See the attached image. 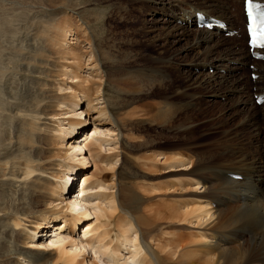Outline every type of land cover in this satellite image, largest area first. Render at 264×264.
<instances>
[{
	"label": "bare ground",
	"instance_id": "1",
	"mask_svg": "<svg viewBox=\"0 0 264 264\" xmlns=\"http://www.w3.org/2000/svg\"><path fill=\"white\" fill-rule=\"evenodd\" d=\"M92 1L96 3L0 0V264H264L261 115L249 119L258 121L256 134L251 126L238 130L227 138L224 150L213 151L209 159H189L172 148L170 153L139 157L141 176L124 173L120 161L124 164L128 158L120 157L119 149L129 137L123 127L133 112L116 118L113 108L121 102L108 97L106 85L133 102L166 83L163 76L115 68L117 60L106 45L94 41L86 20ZM238 6L236 24L234 15L221 7L216 11L224 16L209 15L225 21L229 31L238 30L246 23L244 0ZM92 10L97 21L100 13ZM196 11L202 10L182 16L185 26L169 22L168 16L166 23L175 24L168 34H190L189 20L196 26ZM77 21L82 23L79 32ZM86 30L93 39L85 38ZM195 33L193 44L181 49L184 58L195 49L204 47L209 54L224 48L222 59L242 67L255 65L250 72L254 88L264 81V62L252 60L244 31L242 37L224 36L222 42L215 40L218 31ZM237 39L244 47L241 53L225 47ZM108 65L111 69L105 72ZM263 93L264 87L255 92ZM162 101L150 112L159 123L166 125L185 110ZM249 131L253 154L239 143ZM158 163L169 179L155 187L147 184L145 175ZM92 168L95 172L88 175ZM102 172L112 174L111 181L101 179ZM75 180L83 183L73 193L77 184H70ZM159 195L168 201L150 205Z\"/></svg>",
	"mask_w": 264,
	"mask_h": 264
},
{
	"label": "rangeland",
	"instance_id": "2",
	"mask_svg": "<svg viewBox=\"0 0 264 264\" xmlns=\"http://www.w3.org/2000/svg\"><path fill=\"white\" fill-rule=\"evenodd\" d=\"M99 1L100 0H96V3L92 1V3H94L92 4L93 6L89 5L88 7V9H93L92 11L95 10L100 13V18L97 20L98 22L93 18L94 12H91V10L88 14L92 17L86 14V20L89 21L88 23L91 31L94 34V41L96 43L101 41L99 44L106 45L110 54H112L119 63H117L118 67L115 68L121 72L129 68L130 70H142L143 73L151 76H163L166 83L165 87H156L150 94L136 96L133 102L126 100L129 97L117 94V92L112 89L111 85H106L108 97L112 98L116 96L117 101L121 102V104L119 103L120 107L113 108L116 118L124 116V114L119 115L121 112H133V116H130L123 127L124 134L129 135V137L126 136V138L123 139L124 146L122 149H119L120 157L124 156L128 158L124 164L123 161H120L124 173H129L130 171L132 173L139 172L141 176L142 169L137 165L136 161L140 160L139 157H155L156 154L168 153L170 149L171 151H179L178 153L189 159H202L203 157L204 159H209L213 151H223L227 138L230 139L234 137V134H236L238 130L251 126L253 134L259 131V129H257L258 121H249L250 118H256L261 115L260 119L264 122V107H257L255 102V92L257 88L260 89L264 87V81H259L256 88H254V83L250 84V72L254 70L255 65L250 64L251 66L247 65L242 67L236 62H231L224 58L222 59V57H225L224 48L205 54L206 48L203 47V49H195L196 51L190 54V56H188L189 58H184L185 55L182 54V50L187 44H193V37L196 34L195 31L199 29L195 27L193 22L190 23L191 20H189L190 34L182 37V35L179 36L178 34L180 31L168 34V31H171L175 24L172 23L169 25L166 23V18L170 16L169 22L173 21L177 24L182 23V25L184 24L185 26V20L182 16H193L191 13H194V10H199V8L206 14L224 16L223 13L216 11L221 7L220 9L229 11L232 16L234 15L232 22L236 24L237 18L235 14L237 13L238 5L241 7L242 0ZM17 6L19 7V5ZM215 6L216 9L213 10ZM240 10L242 11V8H240ZM154 11L158 14L156 15ZM41 14L40 12L37 13L38 16ZM180 16L183 19L175 21V18ZM152 20L158 23L152 25L150 23ZM186 21H188L187 17ZM75 22L76 20L73 21V24H75ZM93 22L94 24H92ZM81 24L82 23L77 21L76 31L79 32L81 30ZM174 34L178 37L171 36ZM85 35L84 37L86 39H88L89 35L91 36L87 30ZM159 35L162 36V38L165 37L164 40L162 39L164 42L154 41V38ZM224 35L223 33L216 34L215 40L222 42ZM90 36L89 38L93 39ZM180 37H182V41H179ZM98 38L101 39L99 40ZM82 47H85V51L89 49V46L85 43ZM225 47H228L227 49L232 48V51L236 53H241V51H243L242 48H244L242 46V41L238 39L226 44ZM247 51L248 50L245 51V54ZM240 57L241 56H238V58ZM130 59H132V61ZM105 67V72L111 69L109 65ZM232 67L239 70L236 72L231 71ZM260 72L262 73L263 71L260 70ZM162 100H168L167 103L174 107L179 105L185 107L184 111L177 114L176 117L169 122L170 124L167 123L166 125L165 123L156 121V119L152 117L153 114L150 113L157 107L156 105L163 102ZM125 106H129V108ZM121 108L123 111H121ZM233 113L237 115L230 116ZM94 117L96 116L94 115ZM126 117L127 116H124V118ZM185 117L189 120L184 123L183 120ZM92 119L93 117L88 124L90 134L93 128ZM143 119L145 120L143 121ZM147 119H149V121ZM261 128L264 133V127ZM183 129L186 130L185 134L181 132ZM231 134L232 136H230ZM250 135V131L247 136L244 134V139L239 138V143H243L245 148L250 149L251 154H253V149L250 148L252 147V138L249 137ZM133 138L136 141H134ZM142 143H144V145ZM145 147L147 149H144ZM259 148L264 154V142L259 145ZM260 153L261 152L258 153V156ZM252 157L255 156L252 155ZM98 165H100V163H98ZM162 165H159L160 168L151 169L152 171H148L149 173L146 171L149 175L143 174L148 176L145 178L146 181L148 180L147 184H154L156 187V185L158 186L161 185V183L164 184L167 182L169 178L162 174L165 172L161 171ZM212 166L214 165L212 164ZM159 170L161 172H159ZM94 172L95 168H92L87 173L88 175H92ZM142 172L144 171L142 170ZM150 174L154 175L151 176ZM99 176L101 179L103 178L109 182L111 181L112 174L102 172ZM82 180H75L70 184L71 186H74L73 183L77 184L76 189L72 191L73 193L80 190L81 184L83 183ZM166 201H168L167 198H162V196L159 195L153 202H150V205L163 202L166 203ZM81 231L83 232V230ZM80 234L82 235V233ZM18 245L21 244L18 243Z\"/></svg>",
	"mask_w": 264,
	"mask_h": 264
}]
</instances>
